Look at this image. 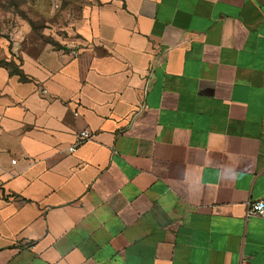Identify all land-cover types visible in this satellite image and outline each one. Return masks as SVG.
Wrapping results in <instances>:
<instances>
[{"label":"crops","instance_id":"0c3cea01","mask_svg":"<svg viewBox=\"0 0 264 264\" xmlns=\"http://www.w3.org/2000/svg\"><path fill=\"white\" fill-rule=\"evenodd\" d=\"M74 1L0 63V264H264V0Z\"/></svg>","mask_w":264,"mask_h":264},{"label":"rangeland","instance_id":"374dc122","mask_svg":"<svg viewBox=\"0 0 264 264\" xmlns=\"http://www.w3.org/2000/svg\"><path fill=\"white\" fill-rule=\"evenodd\" d=\"M78 14L74 0H0V63L7 65L3 54L29 35L60 47Z\"/></svg>","mask_w":264,"mask_h":264},{"label":"built area","instance_id":"2783aa9c","mask_svg":"<svg viewBox=\"0 0 264 264\" xmlns=\"http://www.w3.org/2000/svg\"><path fill=\"white\" fill-rule=\"evenodd\" d=\"M72 56H77L78 52L77 51H72L71 52ZM92 135L88 131H82L76 136V141L73 146L68 148V152L70 154H75L78 149L84 145L86 142L91 140ZM246 216L247 218L251 217H258L264 219V201H259L255 203H249L247 206V211H246Z\"/></svg>","mask_w":264,"mask_h":264}]
</instances>
